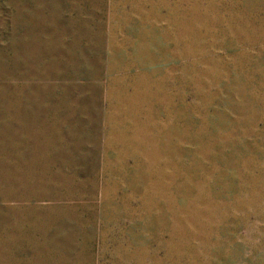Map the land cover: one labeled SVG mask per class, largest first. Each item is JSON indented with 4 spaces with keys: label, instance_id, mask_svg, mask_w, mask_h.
<instances>
[{
    "label": "rangeland",
    "instance_id": "rangeland-1",
    "mask_svg": "<svg viewBox=\"0 0 264 264\" xmlns=\"http://www.w3.org/2000/svg\"><path fill=\"white\" fill-rule=\"evenodd\" d=\"M0 264H264V0H0Z\"/></svg>",
    "mask_w": 264,
    "mask_h": 264
}]
</instances>
